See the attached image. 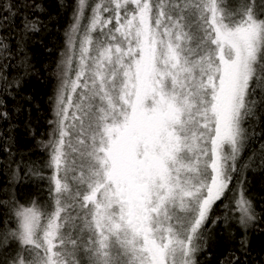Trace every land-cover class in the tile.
I'll use <instances>...</instances> for the list:
<instances>
[{"label": "snow or ice", "instance_id": "6c2138e0", "mask_svg": "<svg viewBox=\"0 0 264 264\" xmlns=\"http://www.w3.org/2000/svg\"><path fill=\"white\" fill-rule=\"evenodd\" d=\"M30 11L43 8L0 0V32L18 16L39 31ZM65 37L44 145L50 203L0 202L16 225L0 227V264H200L222 201L246 252L257 214L230 185L264 121V0H77ZM220 264L241 261L234 250Z\"/></svg>", "mask_w": 264, "mask_h": 264}, {"label": "trees", "instance_id": "16d2710c", "mask_svg": "<svg viewBox=\"0 0 264 264\" xmlns=\"http://www.w3.org/2000/svg\"><path fill=\"white\" fill-rule=\"evenodd\" d=\"M32 3V0H28ZM43 11H30L29 19L38 20L39 31H21V16L16 26L0 32L7 37L10 57L0 56V113L7 112V119H0V202L15 199L29 206L35 199L38 203L49 202V180L51 169L47 167L49 150L44 145L49 141L54 119L53 107L57 88V65L65 52V33L73 23L77 0H37ZM236 2V1H235ZM233 2V3H235ZM261 0H256L260 4ZM23 60V63L21 61ZM5 65L7 67L5 68ZM7 78V85L3 77ZM16 81H19L17 86ZM257 136L241 153L238 170L233 173L231 189L239 194L240 184L244 195L250 200L257 219L247 232V251H239V241L244 229L237 220L225 225V210L218 202L212 213L220 216L212 229V238L207 249L200 255V264H220L231 251H236L241 264H264V163L260 151L264 144V121L256 129ZM9 147L10 151H5ZM252 158L250 161L249 158ZM11 163L9 167V162ZM19 165V179L13 180V172ZM244 165H249L244 167ZM32 166L42 172L44 179L25 175ZM228 196H233L229 191ZM229 215L239 216L234 200ZM9 208L0 203V227L8 220L14 228L15 218L9 219ZM211 227V221H209ZM16 245L9 242L5 249L12 252ZM0 259H3L0 256Z\"/></svg>", "mask_w": 264, "mask_h": 264}, {"label": "rangeland", "instance_id": "374dc122", "mask_svg": "<svg viewBox=\"0 0 264 264\" xmlns=\"http://www.w3.org/2000/svg\"><path fill=\"white\" fill-rule=\"evenodd\" d=\"M236 0H230V3H233L235 2ZM259 5V4H258ZM90 11V10H89ZM51 174H52V171H51Z\"/></svg>", "mask_w": 264, "mask_h": 264}]
</instances>
